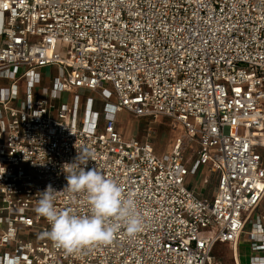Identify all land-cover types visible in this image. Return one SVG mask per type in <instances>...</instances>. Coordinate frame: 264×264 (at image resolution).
Returning <instances> with one entry per match:
<instances>
[{"label": "built area", "instance_id": "built-area-1", "mask_svg": "<svg viewBox=\"0 0 264 264\" xmlns=\"http://www.w3.org/2000/svg\"><path fill=\"white\" fill-rule=\"evenodd\" d=\"M82 88L104 108L88 97L80 122L79 102L55 100ZM122 111L166 116L184 135L158 154L124 138ZM262 131L264 0H0V243L11 247L0 264H208L243 235L249 264H264ZM79 154L135 199L137 235L120 226L110 244L73 253L47 238L35 208L48 185L58 210L90 212L64 189ZM212 175L211 196L190 187Z\"/></svg>", "mask_w": 264, "mask_h": 264}, {"label": "clouds", "instance_id": "clouds-1", "mask_svg": "<svg viewBox=\"0 0 264 264\" xmlns=\"http://www.w3.org/2000/svg\"><path fill=\"white\" fill-rule=\"evenodd\" d=\"M87 161L81 156L67 169V189L82 193L89 206L88 215H79L73 209L58 210L51 185L40 192L35 211L50 224L45 234L54 246L73 253L83 247L110 244L116 229L123 226L129 236L142 230V219L136 210V201L125 196L124 188L95 168L86 169Z\"/></svg>", "mask_w": 264, "mask_h": 264}, {"label": "rangeland", "instance_id": "rangeland-1", "mask_svg": "<svg viewBox=\"0 0 264 264\" xmlns=\"http://www.w3.org/2000/svg\"><path fill=\"white\" fill-rule=\"evenodd\" d=\"M57 74L55 68L44 69L42 71L43 82L36 85L35 90L41 91V89L50 85L52 78ZM10 85V83L8 84ZM28 82L23 81L21 87V92L27 89ZM76 94H79V98L76 97ZM59 98L55 100L57 103H67L70 105V108L73 110V106L76 102H79V116L78 119L80 122L84 119V104L88 97L93 98L95 102V108L99 111H103L104 100L99 92H93L89 89H80L78 93L75 91L72 92H61L58 95ZM118 123L117 127L120 132L123 134L125 139L131 137H136L140 141L148 140L154 146V150L158 154L170 153L173 149L176 139L179 136L184 135V128L180 124H176L172 119L158 115V116H138L128 111H122L118 114ZM100 125L103 126V119L100 121ZM242 129L240 133H242ZM264 156V151L260 150ZM189 159L195 157V151L189 150L187 154ZM191 182L190 187H198V179L194 177ZM213 190V189H212ZM261 214L264 216V201L261 203L257 209L255 215ZM250 229V226H247V230ZM243 246V245H242ZM250 251L249 248H241V264H249ZM208 264H234L233 259V249L232 244L230 243H219L215 246L211 260Z\"/></svg>", "mask_w": 264, "mask_h": 264}, {"label": "crops", "instance_id": "crops-1", "mask_svg": "<svg viewBox=\"0 0 264 264\" xmlns=\"http://www.w3.org/2000/svg\"><path fill=\"white\" fill-rule=\"evenodd\" d=\"M264 132V131H263ZM261 143L264 144V140L261 141ZM202 179V180H201ZM208 179V178H206ZM200 183H198V189L203 193L205 194L206 196H211V194H213V192H215V190L217 189V176L216 175H212L208 181L205 180V178L203 179L201 176L199 178V181ZM213 189V190H212ZM259 208V207H258ZM257 208V209H258ZM257 211V210H256ZM261 216V214H258ZM264 217V216H263ZM5 226L4 225H0V235L2 234V232H4L5 230ZM22 236H28L26 233H23ZM248 236L247 235H243L242 238L240 239V242H239V246H234V244H232V249H233V259H234V249L236 250V253L238 255V252H239V259L241 260V248L242 247H247L249 248V244H248ZM231 244V243H230ZM243 245V246H242ZM239 249V250H237ZM8 250L11 251V247L10 248H7L6 245H1L0 243V255H4L5 252H7ZM235 264V262H234Z\"/></svg>", "mask_w": 264, "mask_h": 264}, {"label": "bare ground", "instance_id": "bare-ground-1", "mask_svg": "<svg viewBox=\"0 0 264 264\" xmlns=\"http://www.w3.org/2000/svg\"><path fill=\"white\" fill-rule=\"evenodd\" d=\"M259 138L257 139L259 142H261L262 140H264V132L262 131L260 134H259ZM236 245V244H235ZM237 247V246H236Z\"/></svg>", "mask_w": 264, "mask_h": 264}]
</instances>
